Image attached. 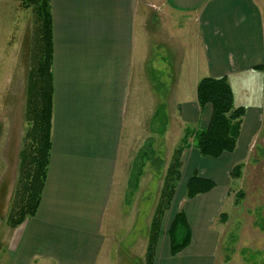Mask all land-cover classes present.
Listing matches in <instances>:
<instances>
[{
	"label": "crops",
	"instance_id": "crops-1",
	"mask_svg": "<svg viewBox=\"0 0 264 264\" xmlns=\"http://www.w3.org/2000/svg\"><path fill=\"white\" fill-rule=\"evenodd\" d=\"M50 3L55 77L52 157L39 210L35 217L14 230L10 242H15L12 247L16 252L10 255L13 264H36L41 260L50 264H98L105 244L103 215L117 172L116 148L121 137L117 114L122 109L123 116L127 102L135 105L137 99L136 89L131 91L129 86L130 74L137 69V26L140 25L143 36L150 18L145 12L147 7L140 4L159 8L164 19L175 20L178 25L171 11L177 8L172 0H50ZM183 11L194 15L187 16V27L181 25L182 30H177L190 26L194 29L197 24L198 62L204 71L200 75L198 69L192 70V76L187 74L185 81L180 72V82L176 84L178 118L182 119L184 133L190 127L207 128L211 122L212 106L202 108L197 96V85L205 77H227L235 106L246 108V114L234 153L214 159L203 157L192 146L184 150L181 179L171 209L163 219L155 264H215L224 229L220 216L226 213V204L231 200V170L246 160L262 127L264 71L255 67L264 65V19L254 0H206L201 6ZM191 18L195 20L189 21ZM187 33L182 34L185 37ZM182 34L181 47L185 43ZM86 70L96 75L94 95L102 116L93 118L89 114L88 118H77L83 122L76 118L62 122V132L72 135L77 142L78 149L72 147L71 153L64 140L54 138L56 117L62 118L74 108L83 86L77 82L71 85L70 76L85 75ZM81 152L83 161L77 158ZM194 173L213 180L216 188L188 199L186 186ZM183 189L185 193L179 201ZM181 210L186 213L192 239L189 247L173 256L168 233Z\"/></svg>",
	"mask_w": 264,
	"mask_h": 264
},
{
	"label": "rangeland",
	"instance_id": "rangeland-1",
	"mask_svg": "<svg viewBox=\"0 0 264 264\" xmlns=\"http://www.w3.org/2000/svg\"><path fill=\"white\" fill-rule=\"evenodd\" d=\"M254 1L260 6L264 19V0ZM140 5L147 7L145 12L150 18L143 32L144 37L141 36L140 25L137 26V69L129 77V86L131 91L132 88L136 89L137 99L135 105L127 102L123 116L122 109L117 114L121 133L116 148L117 172L113 192L103 215L105 244L98 264H146L150 223L167 167L185 134L180 122L182 119L178 118L179 108L175 98L179 78L185 81L187 74L191 77L195 69L204 75L198 62L199 43L195 36L197 24L193 26L194 29L190 26L183 30L188 31L185 37L183 31L177 30H182L181 25L187 27V16L194 13L185 14L183 12L186 11L172 9V17H176L179 23L177 25L175 20L164 19L165 15L159 8H151L150 4L145 3ZM35 20V11L32 8L26 9L21 0H0V264H13L10 253L16 252L12 247L15 242H10L15 229L10 227L9 218L15 209L20 153L29 129L25 111L28 76L33 66L31 53ZM192 20L195 19H189ZM181 34L185 39L182 47L179 44ZM95 76L89 71L82 76H70L71 85L77 82L83 86L79 99L71 112L68 111L66 115V111L62 118L56 117L54 138L56 136L59 141L64 140L71 153L72 147L78 149L77 142L72 135L62 132V122H69L67 118H88L89 114L93 118L102 116L94 95L93 86L97 83ZM162 113L166 114L167 120L164 134L160 133L156 119ZM148 144L153 146V161L145 162L138 187L134 190L130 187V178L137 171L136 163H142L139 160L140 153ZM260 146L264 147V141L259 140L250 148L244 164L249 159L248 165L254 164L259 155L264 161V156L258 151ZM77 158L85 160L82 152L77 154ZM160 159L161 162L154 164V161ZM262 169L263 172L255 175L245 169L242 179L232 180L231 187L237 193L239 189H245L243 185L246 184V176L247 197L236 205L235 193L226 204L228 219L222 223L224 229L215 254V264H264V225L261 226L264 211L258 214L255 210L264 204V162ZM184 193V189L181 195L179 193V201ZM219 224L221 222L215 226ZM21 256L26 257L23 251ZM36 264L50 263L41 260Z\"/></svg>",
	"mask_w": 264,
	"mask_h": 264
},
{
	"label": "trees",
	"instance_id": "trees-1",
	"mask_svg": "<svg viewBox=\"0 0 264 264\" xmlns=\"http://www.w3.org/2000/svg\"><path fill=\"white\" fill-rule=\"evenodd\" d=\"M21 2L26 9L32 8L35 11L36 23L31 53L33 66L28 76L25 111L29 129L26 135V143L20 153L19 188L14 205L15 209L9 218V225L12 229L18 228L28 218L35 217L42 201L52 157L55 96L54 32L50 0H21ZM255 69L264 71V65L256 66ZM197 96L202 108L206 105L212 106V119L207 128L187 131L173 153L166 170L159 201L150 223L148 245L145 253L146 264H155L163 219L171 209L181 179L184 150L192 146L203 157L214 159L220 158L225 153H234L237 150L242 118L246 114V108L235 106L234 92L227 77H205L201 79L197 85ZM165 117L166 114L162 113L156 118L161 134L166 131L167 120ZM259 140L264 141V117L262 127L253 146ZM260 147L261 149L258 151L264 156V147ZM154 154L151 144L145 146L141 151L139 160H142V163H136L137 171L132 173L130 178L132 189H137L145 162L153 161ZM250 155L252 154L250 153ZM248 161L247 166L242 162L232 168L231 180L242 179L245 169L251 175L263 172V157L259 155L258 161L255 158L257 162L252 165H248ZM154 162V164L161 162V159ZM245 181L246 184L243 185L245 189H239L237 193L231 187L230 197L232 198L236 193V205H239L242 199L247 197L248 180L246 176ZM215 188L216 183L213 180L194 173L187 182L186 198L193 199L198 195L209 193ZM255 210L258 211V214L262 210L264 211V204ZM227 219V213H222L220 221L226 223ZM263 225L264 222L261 218V226L263 227ZM168 234L173 256L189 247L192 232L186 213L183 210L176 213Z\"/></svg>",
	"mask_w": 264,
	"mask_h": 264
},
{
	"label": "water",
	"instance_id": "water-1",
	"mask_svg": "<svg viewBox=\"0 0 264 264\" xmlns=\"http://www.w3.org/2000/svg\"><path fill=\"white\" fill-rule=\"evenodd\" d=\"M206 0H172L175 8L180 10H191L202 5Z\"/></svg>",
	"mask_w": 264,
	"mask_h": 264
}]
</instances>
